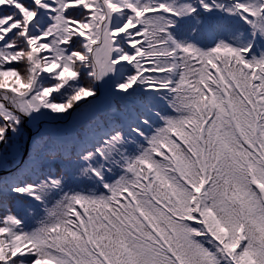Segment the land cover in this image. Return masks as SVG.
Returning a JSON list of instances; mask_svg holds the SVG:
<instances>
[{
    "label": "snow or ice",
    "instance_id": "6c2138e0",
    "mask_svg": "<svg viewBox=\"0 0 264 264\" xmlns=\"http://www.w3.org/2000/svg\"><path fill=\"white\" fill-rule=\"evenodd\" d=\"M0 264H264V0H0Z\"/></svg>",
    "mask_w": 264,
    "mask_h": 264
}]
</instances>
